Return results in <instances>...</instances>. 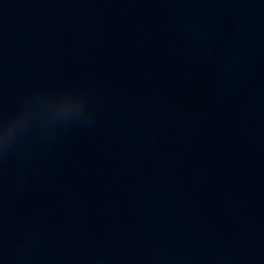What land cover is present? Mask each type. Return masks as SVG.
<instances>
[{"label": "water", "instance_id": "obj_1", "mask_svg": "<svg viewBox=\"0 0 264 264\" xmlns=\"http://www.w3.org/2000/svg\"><path fill=\"white\" fill-rule=\"evenodd\" d=\"M0 264H264V0H0Z\"/></svg>", "mask_w": 264, "mask_h": 264}]
</instances>
